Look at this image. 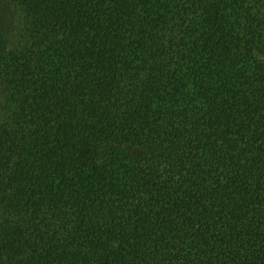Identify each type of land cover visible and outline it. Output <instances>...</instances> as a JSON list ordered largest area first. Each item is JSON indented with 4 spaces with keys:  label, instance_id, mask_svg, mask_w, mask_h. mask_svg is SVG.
<instances>
[{
    "label": "trees",
    "instance_id": "16d2710c",
    "mask_svg": "<svg viewBox=\"0 0 264 264\" xmlns=\"http://www.w3.org/2000/svg\"><path fill=\"white\" fill-rule=\"evenodd\" d=\"M0 264H264V0H0Z\"/></svg>",
    "mask_w": 264,
    "mask_h": 264
}]
</instances>
